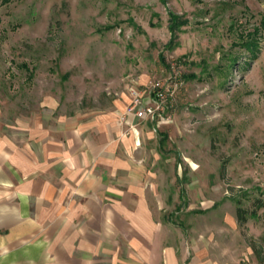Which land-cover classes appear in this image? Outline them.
Returning <instances> with one entry per match:
<instances>
[{"label": "rangeland", "instance_id": "rangeland-1", "mask_svg": "<svg viewBox=\"0 0 264 264\" xmlns=\"http://www.w3.org/2000/svg\"><path fill=\"white\" fill-rule=\"evenodd\" d=\"M158 81L166 99L143 151L159 216L264 244V0H0L7 120L44 114L51 98L99 109Z\"/></svg>", "mask_w": 264, "mask_h": 264}, {"label": "crops", "instance_id": "crops-1", "mask_svg": "<svg viewBox=\"0 0 264 264\" xmlns=\"http://www.w3.org/2000/svg\"><path fill=\"white\" fill-rule=\"evenodd\" d=\"M130 100L65 112L51 98L44 114L0 113V264H260L229 225L185 232L161 219L143 151L152 132Z\"/></svg>", "mask_w": 264, "mask_h": 264}, {"label": "built area", "instance_id": "built-area-1", "mask_svg": "<svg viewBox=\"0 0 264 264\" xmlns=\"http://www.w3.org/2000/svg\"><path fill=\"white\" fill-rule=\"evenodd\" d=\"M154 92L156 99L151 98ZM166 99V92L163 90L161 82H154L148 88L137 89L131 91V100L128 106L129 112H134L136 116L142 120H154L156 114L163 108V102Z\"/></svg>", "mask_w": 264, "mask_h": 264}, {"label": "trees", "instance_id": "trees-1", "mask_svg": "<svg viewBox=\"0 0 264 264\" xmlns=\"http://www.w3.org/2000/svg\"><path fill=\"white\" fill-rule=\"evenodd\" d=\"M176 18V17H175ZM264 203L258 205V207H263ZM251 214L256 215V210ZM248 219L247 210L241 206L237 207V220L240 225H243ZM248 244L252 247L255 255L257 256L259 263L264 264V244L259 239L251 238L247 239Z\"/></svg>", "mask_w": 264, "mask_h": 264}]
</instances>
